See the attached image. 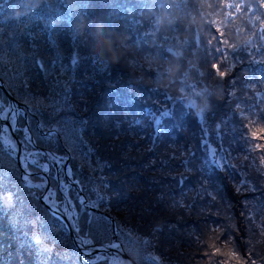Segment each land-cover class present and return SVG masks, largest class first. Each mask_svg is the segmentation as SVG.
<instances>
[{"label": "trees", "instance_id": "16d2710c", "mask_svg": "<svg viewBox=\"0 0 264 264\" xmlns=\"http://www.w3.org/2000/svg\"><path fill=\"white\" fill-rule=\"evenodd\" d=\"M69 1L56 5L53 19L34 1L42 20L22 16L16 2L0 9V70L9 80L0 77L32 111L36 143L59 155L74 149L70 161L84 194L93 201V189L106 195L99 206L114 215L118 239L129 243L126 252L138 264H264V32L251 42L246 23L258 13L259 0H246L239 10L228 0H168L169 8L159 0ZM171 19L179 35L198 38L183 57L168 46L176 36ZM258 24L264 28V10ZM198 70L210 92L207 124L179 86L187 71L194 77ZM219 88L223 101L217 102L212 93ZM57 129L71 140L58 137ZM48 132L55 145L45 143ZM0 140V188L9 180L26 198L31 188L24 187L2 134ZM71 191L80 196L76 185ZM31 196L32 207L49 215L41 229L49 233L51 264H109L94 257L82 262L66 226L50 215L39 193ZM16 211L0 208V264H41L29 236V209ZM92 213L97 220L91 225L86 213L80 216L81 232L102 244L113 228ZM149 253L159 261L147 259Z\"/></svg>", "mask_w": 264, "mask_h": 264}, {"label": "rangeland", "instance_id": "374dc122", "mask_svg": "<svg viewBox=\"0 0 264 264\" xmlns=\"http://www.w3.org/2000/svg\"><path fill=\"white\" fill-rule=\"evenodd\" d=\"M33 1L34 2H37V3L41 4V5H43L46 8L45 9V12L48 14V19H53L56 16V15L49 14V13L55 11V8H56V5L57 4H59V5L60 4H65V6L67 7L68 5L70 6V2H71L69 0H0V9L3 8L4 6H6V7L12 6L11 3L14 4L16 2L17 5H14V6H16V10L18 9L17 8L18 5L22 7V10H21L22 16H30V17H33V15H37L38 18L39 17L41 18V16H42L43 13L37 8L36 4ZM245 1L246 0H228V4L235 7L238 4L239 5L244 4ZM17 2H20V3H17ZM28 2L31 3V5H30V7H28L26 9V6H27V3ZM159 4L161 6H164L165 8H169L167 6H173L172 3H168V0H159ZM176 5L178 6L179 9L182 6L180 3H176ZM263 10L264 9L262 7H260L257 14L254 13V14L249 15V17L248 16L246 17L247 18V22L246 23H248V27H250L249 34H248L247 37L250 39L251 42H254L256 40V38L260 36L259 34H261V32H262L261 31L262 26L258 24V20H259V17L261 16ZM200 13H201V15L203 14L201 11H200ZM48 19H45V21H47ZM158 19H159V16H157V15L153 18L154 21H157ZM184 19L187 20V23L190 21L189 18H187V16H184ZM40 20H42V18ZM248 21L251 24H249ZM170 22L173 23V26L174 27H173V30L172 31L174 32V35H176V36L175 37H172L168 41V46L173 47V49H170V50L173 53H176L174 55H176L178 57H183L185 55L184 53H185L186 50L189 51L190 48H193V49L194 48H197V44H198L197 43V40H198L197 36L189 37V35L186 32H184V31H182V33L186 37L179 35L178 32L181 33V31L180 30L177 31V26H176V24H174L175 20L174 19H171ZM192 23H194V20L190 22V24H192ZM152 24H153V22H152ZM220 24L223 25L222 23H220ZM149 29H150L149 31L152 32L153 35H156V33L158 32L156 26L151 25ZM261 37H264V35H261ZM193 49H191V50H193ZM183 50H184V52H183ZM218 50L220 52L219 53V57H220L219 60L222 61V60L225 59L224 58L225 56L222 53V52H224L223 51L224 48L222 46H218ZM7 75H8V73L5 70H0V76L5 81L9 80L8 77H7ZM167 75H168V73H167ZM170 77L172 78L173 76L171 75ZM197 77L200 78V80H198ZM181 79L183 81H187L185 83L179 84L181 90L183 91V94L186 93L189 96L186 104L188 106H192L195 111H197V109H202L203 111L206 112V108L210 106V104H209L210 103L209 102L210 92L206 88V85L207 84L205 83V85H204L201 82L202 81V73H201V71L197 72L194 77H193V74L191 76L190 75V72L187 71L186 77H185V74H184V78H181ZM10 89H11V91L13 93V90L14 89H12V88H10ZM19 95H20V92H19ZM0 103H2L3 107H6L8 105V98L7 97L3 98L2 95H1V93H0ZM22 107H24V109L26 111V117L27 118L20 114L19 117H18V126H21L22 125L21 123L24 122L25 123V126L27 125L30 128V130H31V121H30L31 118L30 117L32 115L30 113L32 111L30 109H26V107L24 105H22ZM164 109H165L164 110V115L165 114H169L168 109L166 107ZM170 111H171V109H170ZM199 118L202 121V123H206L205 115L200 116ZM18 133H19V135H18ZM0 134H2V136H3L4 135L3 131H1ZM16 135H17L18 138L20 137L19 139H22L24 133H22V132H16ZM31 135L33 136V138L35 137L32 130H31ZM207 136H208V133H207ZM34 140L36 142V139L35 138H34ZM44 140H45V143L46 144H53V143H54V145L56 144V140H54V139L51 140V138H44ZM208 140H209V138L207 139V143L210 142ZM29 144H27V146H29V147H27V150L30 151V152H32L34 150V147L31 144H30L31 145L30 146ZM37 145H38V143H37ZM5 147L8 149L9 154L11 155V157L13 158V160H15V162H16V159H17V153H16V151L9 144H7L6 142H5ZM215 151H216L215 150V147L214 146H210V154H211V156H213L215 154ZM37 153H40V152H32L31 153V155H30L31 161L32 160H37L40 163L45 162L46 160L44 158H42L41 155H37ZM55 153L58 154V152H55ZM13 160H12V162H13L12 165H14V161ZM69 161H70V159H69ZM69 163H70V168H71V172H72L71 173L72 174L71 178L73 180H76L78 182V184L81 187V190H82L83 195L88 200V198L86 197V195L83 192V189H82V186L80 184L79 179H77L74 176V169H73V166L71 164V161ZM0 165H2V164H0ZM9 167H11V165H9ZM63 168H64V164L63 163L60 164V165H57V166H55V165H52L51 166V169H50V172H49V179H50V186H51L52 196H55V198L51 197V199L55 200L57 203H60L62 209L66 206L68 208V211L70 209V210H72L73 213L74 212L79 213L78 212V209L79 208L77 209V205L79 204L78 203V199L73 197L72 191H71V188L74 189L75 185L74 186L71 185L69 183V181L66 179L64 173L61 170ZM56 169H58V172H59V174H58L59 175V179L57 178V171H56ZM34 172H41V171L39 169H37V168H32L33 175H32V178H31V182L34 183V184H40L41 183V181L39 179L40 176L34 174ZM22 178H23V176L21 177V181L23 182ZM8 181L9 180L6 181L7 182V185L5 183V186H3V187L0 188V193H2L3 196L6 198L5 199V202H4V205L6 207H8L7 197H9V195H11L13 209L14 210H17L16 213L18 215H20V212L26 213L28 211V209H29V211L26 213V216H31L30 220L32 221V227H31V233H32V235L29 233V236H30V238H33V235L36 234V235L42 237L44 239V243L38 248L39 251H40V253H41V255H42V258L44 260H46L49 256H50V258H52V254H51V252L53 251L52 250V247L48 244V242L46 243V241H45V239L48 238V236H49L48 230L42 232L43 229H41L42 228V225H43V221L46 220L49 217V215H47V214H46L47 216L45 214L42 215L41 212H37V209L35 207H32V205H31V203L33 202V200H32L33 199V196H31V195L33 194V192L34 193H39V195L41 196L42 195V189L29 187L32 190L29 189L30 190L29 196L26 197V198H24V197H22V195L20 194L19 191L17 193V190H14L12 188V185L8 184ZM10 190H13V191H10ZM24 191H28V190L27 189L25 190V188H24ZM16 193L19 194V195H17ZM66 198L68 199V201L66 200ZM19 203H25V204H23V206H25V207L18 206ZM30 207H31V210H30ZM97 209H98V212L97 211H94V212H96V215L98 213V214L102 215L104 218H107L103 214V213H106L109 216H111L112 218H114V215L111 214V211L110 210H107L106 208L101 207V206H98ZM44 216H46V217H44ZM115 221H116V219H115ZM61 222L64 224L63 221H61ZM106 223H109V224L112 225L111 222H108L107 221ZM109 224H108V226H109ZM112 228H113V232L112 233H111V229H108L103 234V237H102V242H103L102 244L103 245L108 244V241H110V240L113 239V236H114V226L113 225H112ZM117 228H118V225H117ZM67 232L70 234V232L68 231V229H67ZM79 235L80 236H85V235L89 236L88 232H86V231L83 232V233L80 232ZM89 237L93 240V238L91 236H89ZM120 239L123 241L122 245H123L124 250L126 252V247L129 245V243H127L123 238H120ZM69 240H70L71 244H73V240H72L71 234H70ZM32 242H33V240H32ZM93 243L96 244L94 242V240H93ZM102 244H96V245H102ZM73 247H74V245H73ZM44 248L50 249L51 251L50 252H44L43 251ZM79 251H78V254L77 255L78 256H81V252H79ZM93 257H95V256H92V255L87 256V258H89V259H92ZM84 261L86 262L87 260L84 259ZM92 262H95V261H92ZM163 263H165V262H163Z\"/></svg>", "mask_w": 264, "mask_h": 264}, {"label": "snow or ice", "instance_id": "6c2138e0", "mask_svg": "<svg viewBox=\"0 0 264 264\" xmlns=\"http://www.w3.org/2000/svg\"><path fill=\"white\" fill-rule=\"evenodd\" d=\"M258 6L264 7V0H259ZM228 7H232V5H228ZM235 7L237 8V10H239L241 5L238 4ZM261 31L264 32V28H262ZM261 38L264 39V37H261ZM71 62L73 65H75L78 62L77 57L73 56ZM0 63H2V57H0ZM37 63H40V62L37 61ZM40 66L43 67V64L40 63ZM219 74L221 77H223L225 75L224 72H220ZM21 83H22V86L24 88L28 87L27 80L22 79ZM65 103L67 104V100L65 101ZM12 112H13V110L9 109V115H5L4 114V107H3L2 103H0V122L8 121L9 125H13L15 117H14V115H11ZM79 123L82 127L83 124L86 122L80 121ZM39 127L43 128L44 125L40 124ZM12 131L24 133L22 139L19 142L20 147L15 149V151H18L20 154L19 155V162H20L21 167L24 169V174H23L22 180H23L24 187L28 188V187L32 186L30 183L32 175H33L32 168H37L41 172H44V173L49 172L50 168L47 164H41L37 160L29 161L28 156L25 155V152L27 151V144L32 143L31 130L29 127L24 126V125L13 126ZM44 135H45V138H50L49 133H44ZM61 135H65L66 143L69 140H71V137L66 136L65 133H63L59 129H57V136L59 137ZM77 138L81 139L82 137H77ZM2 144H3V141L0 140V145H2ZM73 150L74 149H72L71 147L66 148L65 154L59 156L58 159H56V154L53 152L43 153V156L52 157L54 160V163L56 165H60L63 163L65 165V167L61 170L65 171L66 174H70L71 168L67 167L66 160L74 159V157L69 154ZM37 155H41V153H37ZM39 179H40L42 184L45 183V179H46L45 177H39ZM0 183H2V180H0ZM180 183L181 184L183 183V179L180 181ZM35 186L39 187L40 185H35ZM101 188H107V184L102 183ZM93 190L97 192V199L95 201L89 200L86 202L82 197H78L77 199H78V203H79L81 212L80 213L74 212L73 215H71V216H68V208L66 206L63 208V210H61V204L57 203L55 200H51V197H52L51 190H48L47 195L42 196V198L45 200L46 203H48V201H51V203H48V211L53 217H55L56 219H59V220H63L64 217L68 218L69 225L71 226L73 231H75L78 234V244L80 246L91 245L93 243V240L89 236H87V235L80 236L79 235L81 232L80 216L86 213L88 215L87 223H89L91 225L94 221L97 220V217L95 216L94 213L90 212L89 210L92 208H98L99 204L104 203L106 200V195L101 194L99 189H93ZM163 198L164 197L161 196L159 199L163 200ZM5 199L6 198L3 196V194L0 193V208H2L4 206ZM7 201H8L9 207L13 206L11 195H9V197H7ZM103 219H105L108 222H111L110 218H103ZM32 239H33V243L37 246V248H39L44 243V239L42 237L36 235V234L33 235ZM108 244L111 248H115V249H119L121 247V245L114 240L108 241ZM143 244L148 245L149 241L144 240ZM43 251L44 252H50L51 250L44 248ZM90 254H91V249H85V251L82 253V255L85 257L89 256ZM146 258L150 259V260H154V261H159V257L154 256L151 253H149ZM41 264H51L50 256L45 261H42ZM89 264H91V262H89ZM252 264H255V261H253Z\"/></svg>", "mask_w": 264, "mask_h": 264}, {"label": "water", "instance_id": "95a60500", "mask_svg": "<svg viewBox=\"0 0 264 264\" xmlns=\"http://www.w3.org/2000/svg\"><path fill=\"white\" fill-rule=\"evenodd\" d=\"M0 90L4 91V93L6 94V96L8 98V105L4 108V114L7 115V111L9 109H12V110L15 111L14 112L15 120L13 122V125H9L8 121L1 122L2 123V125H1L2 131L4 133L3 138H4L5 142L7 144H9L15 150V149H17V148L20 147V145H19L20 139L17 137L16 132L12 131V127L13 126H18V117H19L20 114L23 115L24 117H26V111H25L24 107H22V105H20V103L18 102V100L16 99V97L13 95L11 89L1 79V77H0ZM48 133L50 134L51 132H48ZM30 144L34 147V150L32 152H40L42 154L43 153H47V152H53V151L48 150V149L40 148L37 145V143L35 142L33 136H32V143H30ZM32 152H27V151L25 152V155L28 156L29 161H31L30 155H31ZM16 153H17V162H18V164H19V166L21 168L22 176H23L24 169L21 167L20 162H19V155L20 154H19L18 151H16ZM53 153H55V152H53ZM59 156H61V155L56 154V159H58ZM46 159L47 160L45 162L41 163V164H47L50 169H51V166L52 165L57 166L54 163V160H53L52 157H46ZM69 162H70L69 159L66 160L67 167L70 168V163ZM64 167H65V165H64ZM56 171H57V178L59 179L58 169H56ZM49 172H47V173H44V172H34V174H36V175H38L40 177H45L46 178L45 179V183H43V184L42 183H40V184H34V183L30 182L31 185H32L31 187L42 189V195L39 197V199H40L41 203L47 209H48V203H51V201H48V203H46L45 200L42 198V196L47 195L48 190H51L50 179H49ZM63 173H64L66 179L69 181V183L71 185H73V186L76 185L77 186L78 191L80 193V197H82L87 202L88 200L83 195L80 185L78 184V182L76 180H73L71 178V176H72L71 173L72 172L70 174H66L65 171H63ZM35 185H40V186L39 187H36ZM51 200H53V199H51ZM66 200L68 201L67 198H66ZM61 210H63V209L61 208ZM90 210L92 212H94V211H97L98 212V209L97 208H92ZM103 214H104L105 217L110 218V221H111L112 225L114 226V236H113V239L112 240L118 242L121 245V247L119 249L111 248L109 246V244H106V245H103V244L102 245H96V244L92 243L91 245L80 246L78 244V234L75 231H73V229L69 225L68 218L67 217H64V219L61 220V221L64 222V224L66 225V228L70 232V234L72 236V240H73L74 246L78 250H80L82 262L84 261V259H86V260L88 259L87 257L83 256L82 253L85 251V249H91V254L90 255L95 256L94 257L95 260H103L104 259V260H107L109 262V264H137L136 261L130 255H128L127 252H125L122 243L118 239V228H117V223H116L115 219L112 218L111 216H109L106 213H103ZM71 215H73V212H72V210L69 209L68 216H71Z\"/></svg>", "mask_w": 264, "mask_h": 264}, {"label": "clouds", "instance_id": "9594fccd", "mask_svg": "<svg viewBox=\"0 0 264 264\" xmlns=\"http://www.w3.org/2000/svg\"><path fill=\"white\" fill-rule=\"evenodd\" d=\"M212 100L214 101H223V91L221 88L215 90L213 93H212ZM212 109L209 108L208 111L210 112ZM207 113L205 111H203L202 109H197L195 115L197 117H200V116H203V115H206Z\"/></svg>", "mask_w": 264, "mask_h": 264}, {"label": "bare ground", "instance_id": "6f19581e", "mask_svg": "<svg viewBox=\"0 0 264 264\" xmlns=\"http://www.w3.org/2000/svg\"><path fill=\"white\" fill-rule=\"evenodd\" d=\"M14 110H13V112H12V114L11 115H14ZM7 115H9V110L7 111ZM43 163V162H42ZM53 198H55V196H53ZM97 261H99V260H97Z\"/></svg>", "mask_w": 264, "mask_h": 264}]
</instances>
